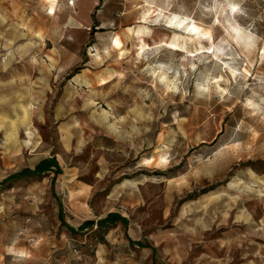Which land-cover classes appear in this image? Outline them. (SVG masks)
<instances>
[{
	"label": "rangeland",
	"instance_id": "obj_1",
	"mask_svg": "<svg viewBox=\"0 0 264 264\" xmlns=\"http://www.w3.org/2000/svg\"><path fill=\"white\" fill-rule=\"evenodd\" d=\"M0 264H264V0H0Z\"/></svg>",
	"mask_w": 264,
	"mask_h": 264
},
{
	"label": "trees",
	"instance_id": "obj_2",
	"mask_svg": "<svg viewBox=\"0 0 264 264\" xmlns=\"http://www.w3.org/2000/svg\"><path fill=\"white\" fill-rule=\"evenodd\" d=\"M52 171L55 174L59 173V168L57 165V162L54 158H49V159H43L39 161L32 169L30 168H25L20 170L19 172H16L10 176L7 177V179H20V178H29L32 176H38L43 173ZM117 222H124V218L120 217V215L116 213H108L104 218L99 219L95 226L99 229H105ZM93 221H85L81 225H79L78 229L76 231H81L87 227H92ZM67 229L71 232H74L75 230L71 227H67Z\"/></svg>",
	"mask_w": 264,
	"mask_h": 264
},
{
	"label": "bare ground",
	"instance_id": "obj_3",
	"mask_svg": "<svg viewBox=\"0 0 264 264\" xmlns=\"http://www.w3.org/2000/svg\"><path fill=\"white\" fill-rule=\"evenodd\" d=\"M192 29H193L194 31L196 30V28H195L194 26L192 27ZM190 32H191V29H190ZM195 34L198 35L197 32H196ZM206 34H207V33H206ZM141 49H142V47H141ZM141 49L139 48V50H141Z\"/></svg>",
	"mask_w": 264,
	"mask_h": 264
}]
</instances>
